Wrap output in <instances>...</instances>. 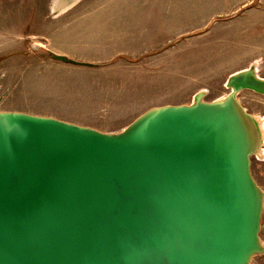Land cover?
<instances>
[{"label": "water", "instance_id": "1", "mask_svg": "<svg viewBox=\"0 0 264 264\" xmlns=\"http://www.w3.org/2000/svg\"><path fill=\"white\" fill-rule=\"evenodd\" d=\"M63 63L94 66L48 52ZM229 92L146 109L121 131L0 111V264H250L264 191L250 173L264 95L255 64Z\"/></svg>", "mask_w": 264, "mask_h": 264}, {"label": "rangeland", "instance_id": "2", "mask_svg": "<svg viewBox=\"0 0 264 264\" xmlns=\"http://www.w3.org/2000/svg\"><path fill=\"white\" fill-rule=\"evenodd\" d=\"M250 64L264 77V0H0V111L118 132L146 109L189 104L198 91L222 98L227 77ZM236 96L264 117V95ZM259 153L250 173L264 191V142ZM259 238L264 245V201Z\"/></svg>", "mask_w": 264, "mask_h": 264}, {"label": "bare ground", "instance_id": "3", "mask_svg": "<svg viewBox=\"0 0 264 264\" xmlns=\"http://www.w3.org/2000/svg\"><path fill=\"white\" fill-rule=\"evenodd\" d=\"M56 4H57L56 7H59V8L60 7H62V8L65 7L64 6L65 3H63V2H57ZM255 118L259 120V125H260V129H261L262 136H263V142H264V117L261 118V117H258V116L256 117L255 116ZM260 151H261V149H260Z\"/></svg>", "mask_w": 264, "mask_h": 264}]
</instances>
